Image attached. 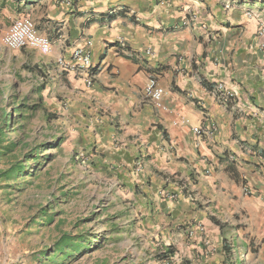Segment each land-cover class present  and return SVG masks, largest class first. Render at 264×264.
Instances as JSON below:
<instances>
[{"label": "crops", "instance_id": "1", "mask_svg": "<svg viewBox=\"0 0 264 264\" xmlns=\"http://www.w3.org/2000/svg\"><path fill=\"white\" fill-rule=\"evenodd\" d=\"M249 8L0 0V17L26 16L50 40V52L35 50V65L50 72L42 91L65 103L74 144L95 146L92 159L124 185L118 216L137 233L141 264H264V46ZM86 40L90 87L77 72L53 71ZM149 75L165 91L164 110L145 96ZM220 81L235 91L227 105L212 94ZM210 123L212 137H196L193 128Z\"/></svg>", "mask_w": 264, "mask_h": 264}, {"label": "rangeland", "instance_id": "2", "mask_svg": "<svg viewBox=\"0 0 264 264\" xmlns=\"http://www.w3.org/2000/svg\"><path fill=\"white\" fill-rule=\"evenodd\" d=\"M235 1L247 3L250 8L245 11L260 19L264 46V0ZM14 18L11 12L0 17V87L4 88L0 112L12 113L16 104L27 107L21 112L15 108L7 126L0 113V141L4 146L17 143L10 147L12 151L0 155V172L11 167V156L24 161L33 148L51 145L39 150L37 164L32 159L27 162L26 174L0 178V264H141L145 257L138 256L140 250L134 245L139 240L137 233L129 229L127 216H118L124 185L92 159L95 146L74 144L70 137L74 123L64 118L61 98L53 100L46 91L35 93L50 78L48 69L42 71L35 65V50L3 46L1 36ZM16 83L18 94L9 98L14 94L10 85ZM28 106L36 107L30 110ZM49 215L52 221H48ZM78 235L99 240L94 244L99 247L79 254L71 245L63 247L64 237L73 244ZM58 243L64 254L57 253Z\"/></svg>", "mask_w": 264, "mask_h": 264}, {"label": "built area", "instance_id": "3", "mask_svg": "<svg viewBox=\"0 0 264 264\" xmlns=\"http://www.w3.org/2000/svg\"><path fill=\"white\" fill-rule=\"evenodd\" d=\"M247 17H253L258 23L259 34H263V25L257 16H254L251 12L245 11ZM1 42L9 50H19L24 47H28L34 50H38L42 53H48L51 50L50 40L40 35L33 22L26 16L15 18L9 25L8 29L2 34ZM92 42L86 40L84 45L76 49L70 54V57L65 60L62 57H57L54 62V72H77L85 82L87 87L92 86L94 81V73L92 71V62L90 56V48ZM144 93L151 103L157 109H166L163 104V97L165 94L164 89L158 84L157 79L149 75L146 79ZM212 94L215 99L218 100L222 105H227L235 96V91L230 90L226 87L225 82H217L212 87ZM217 130L215 123H210L205 129L197 126L193 128V132L196 137H212ZM165 264H170L165 262Z\"/></svg>", "mask_w": 264, "mask_h": 264}, {"label": "trees", "instance_id": "4", "mask_svg": "<svg viewBox=\"0 0 264 264\" xmlns=\"http://www.w3.org/2000/svg\"><path fill=\"white\" fill-rule=\"evenodd\" d=\"M28 69H33V70H35L37 73L39 72L37 69H35V68H31V67H28ZM93 71H94V69H93ZM17 87H18V85H17V83L16 84H11L10 85V89H13V93L14 94H12V95H9L8 97L10 98V97H13L16 93L18 94V92H17ZM43 88H44V85L43 84H41L39 87H37V88H35V93H40L42 90H43ZM0 98H2L3 96H4V88L2 87H0ZM13 99V98H12ZM26 105H24V104H16V105H13V110H12V113H14L15 112V108H17L20 112H21V110L22 109H26ZM35 107L36 106H28V109H30V110H34L35 109ZM9 111V110H8ZM1 116H2V123L4 124V125H9V123L12 121V113H10V112H8L7 114H6V112L4 111V110H1ZM52 117H54V115L52 114ZM9 119V120H8ZM20 128H24V126L23 125H20ZM62 141V139L60 138L59 140H58V142H57V144H56V146H59V143ZM16 144L17 143H14V142H12L11 144L9 143L8 144V146H4L3 145V141H0V155H5L7 152H10V151H12V149H10V147L12 146V145H14V146H16ZM51 144H49V143H43V144H41V145H39V146H37L36 148H33L32 150H31V153H29V155L27 156V158L24 160V161H19V160H17V159H15L14 158V156H11L10 157V159H14L13 160V162H12V165H11V167L10 168H8V169H6V170H4V171H1L0 172V178H3V179H5V180H9V179H11V178H16V177H18V176H20V175H24V174H26L25 173V170H26V168H27V166H28V161L30 160V159H32V163L33 164H37L38 162H39V157H40V155H39V150H41V149H43V148H45V147H49ZM17 147V146H16ZM43 215H46V212H43ZM48 221H52V218H51V215H49L48 216ZM68 241H72V239L70 240V238H68V237H64L63 238V240H62V242H64V245H63V247L65 246H67V245H71V247H70V249H72L73 251H76V253H82L83 251H91V250H93V249H95V247L96 248H98L99 246L98 245H96V246H94V244H97V243H100V241L99 240H88V238L87 237H84V236H82V235H78L75 239H74V242H73V244L72 243H68ZM61 242V243H62ZM60 243V244H61ZM102 243V242H101ZM60 244L58 243L57 244V249H60L59 251H57V253H62V254H64L65 252L64 251H62L61 249V247H60ZM87 245H89V246H87ZM172 251L170 250V251H168V252H165V253H161V254H159L158 256H159V258L160 259H169L171 256H172ZM56 257V256H55ZM65 258L66 257H63L62 258V260H65Z\"/></svg>", "mask_w": 264, "mask_h": 264}]
</instances>
